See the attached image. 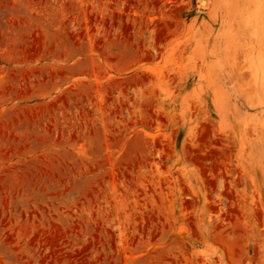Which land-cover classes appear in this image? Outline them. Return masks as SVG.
Here are the masks:
<instances>
[{"label": "rangeland", "instance_id": "rangeland-1", "mask_svg": "<svg viewBox=\"0 0 264 264\" xmlns=\"http://www.w3.org/2000/svg\"><path fill=\"white\" fill-rule=\"evenodd\" d=\"M0 264H264V0H0Z\"/></svg>", "mask_w": 264, "mask_h": 264}]
</instances>
